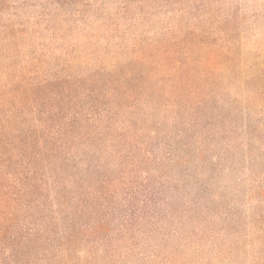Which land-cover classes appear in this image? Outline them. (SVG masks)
I'll return each mask as SVG.
<instances>
[{"label":"rangeland","instance_id":"374dc122","mask_svg":"<svg viewBox=\"0 0 264 264\" xmlns=\"http://www.w3.org/2000/svg\"><path fill=\"white\" fill-rule=\"evenodd\" d=\"M0 264H264V0H0Z\"/></svg>","mask_w":264,"mask_h":264}]
</instances>
